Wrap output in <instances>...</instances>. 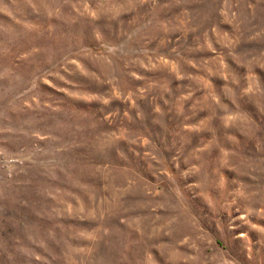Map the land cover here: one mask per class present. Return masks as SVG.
I'll use <instances>...</instances> for the list:
<instances>
[{
    "label": "rangeland",
    "instance_id": "rangeland-1",
    "mask_svg": "<svg viewBox=\"0 0 264 264\" xmlns=\"http://www.w3.org/2000/svg\"><path fill=\"white\" fill-rule=\"evenodd\" d=\"M0 264H264V0H0Z\"/></svg>",
    "mask_w": 264,
    "mask_h": 264
},
{
    "label": "bare ground",
    "instance_id": "bare-ground-1",
    "mask_svg": "<svg viewBox=\"0 0 264 264\" xmlns=\"http://www.w3.org/2000/svg\"><path fill=\"white\" fill-rule=\"evenodd\" d=\"M4 94V93H3ZM15 99V98H14ZM28 99V98H27ZM10 100V99H9ZM13 100V99H12ZM17 103V102H16ZM10 106V105H9ZM15 107V106H14ZM16 107H17V105H16Z\"/></svg>",
    "mask_w": 264,
    "mask_h": 264
}]
</instances>
